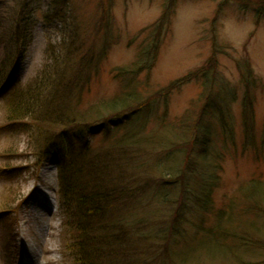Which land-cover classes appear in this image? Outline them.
Here are the masks:
<instances>
[{
    "label": "rangeland",
    "instance_id": "374dc122",
    "mask_svg": "<svg viewBox=\"0 0 264 264\" xmlns=\"http://www.w3.org/2000/svg\"><path fill=\"white\" fill-rule=\"evenodd\" d=\"M16 30L24 60L11 78L14 58L0 71V264H75L56 167L35 158L30 125L7 121L6 104L49 45L68 43L93 61L78 110L123 91L151 101L126 129L140 136L146 186L131 217L139 250L153 264H264L263 208L242 198L264 206V0H0V68ZM42 194L51 207L36 217Z\"/></svg>",
    "mask_w": 264,
    "mask_h": 264
},
{
    "label": "trees",
    "instance_id": "16d2710c",
    "mask_svg": "<svg viewBox=\"0 0 264 264\" xmlns=\"http://www.w3.org/2000/svg\"><path fill=\"white\" fill-rule=\"evenodd\" d=\"M13 35L14 55L11 59L6 56L0 68L3 73L14 58L10 78L17 75L26 48V37L18 30ZM72 45L48 46L46 63L27 85L9 96L7 121H26L35 158L55 164L58 197L71 229L69 251L75 264H153L155 258L147 257L136 245L139 238L131 222L146 186L138 184L142 178L133 167L139 143L135 138L140 136L126 130L143 118L151 101L123 98V91L78 110L88 82L77 81L83 72L89 77L93 61L87 60L88 54L77 56ZM130 74L134 73L125 72ZM156 95L165 97L168 91ZM96 137L102 138L101 143L112 139V145H96ZM252 195L249 190L242 197L246 210L263 208L260 212L264 213V206L248 198Z\"/></svg>",
    "mask_w": 264,
    "mask_h": 264
},
{
    "label": "bare ground",
    "instance_id": "6f19581e",
    "mask_svg": "<svg viewBox=\"0 0 264 264\" xmlns=\"http://www.w3.org/2000/svg\"><path fill=\"white\" fill-rule=\"evenodd\" d=\"M49 176H50V172L48 170L43 171L41 174L42 181L46 182V180L49 178ZM44 197L45 196L43 194H42V196H40V200H39L40 203L38 205V208L33 206L34 203H32V205H31L32 208H30V213L36 217H42L43 216L42 212H44L46 210V205L44 207L43 203H42V199H45ZM32 200H34L32 196L28 197V199L25 203L26 206H28ZM23 250H25V248H23ZM26 251H28V253H30V254L32 253L30 246L28 247V249H26ZM26 259H27L28 263H24V264H32L33 263L32 258L28 257Z\"/></svg>",
    "mask_w": 264,
    "mask_h": 264
}]
</instances>
